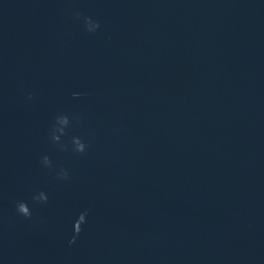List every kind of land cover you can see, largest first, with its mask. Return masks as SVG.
<instances>
[{
  "label": "water",
  "instance_id": "water-1",
  "mask_svg": "<svg viewBox=\"0 0 264 264\" xmlns=\"http://www.w3.org/2000/svg\"><path fill=\"white\" fill-rule=\"evenodd\" d=\"M0 264H264V0H0Z\"/></svg>",
  "mask_w": 264,
  "mask_h": 264
},
{
  "label": "clouds",
  "instance_id": "clouds-1",
  "mask_svg": "<svg viewBox=\"0 0 264 264\" xmlns=\"http://www.w3.org/2000/svg\"><path fill=\"white\" fill-rule=\"evenodd\" d=\"M100 22L98 20H94L92 17H87L86 18V28L88 31L90 32H95L96 29L99 27ZM29 96H33L35 95V93L33 92H29L28 93ZM66 119V117H64ZM80 148L83 149V145H80ZM44 163L48 164L50 163V160L47 156H45L43 158ZM64 176L68 177L69 176V172L67 170L64 171ZM16 209L19 213L25 215V216H31L32 215V211L31 208L28 205V202L26 200L20 199L16 202ZM76 239V236L72 237V240L74 241Z\"/></svg>",
  "mask_w": 264,
  "mask_h": 264
}]
</instances>
